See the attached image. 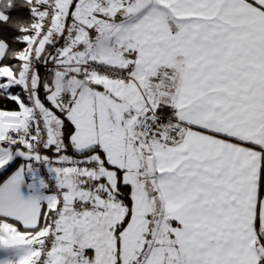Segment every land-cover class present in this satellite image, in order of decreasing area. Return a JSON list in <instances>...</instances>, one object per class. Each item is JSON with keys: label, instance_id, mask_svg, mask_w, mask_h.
Wrapping results in <instances>:
<instances>
[{"label": "snow or ice", "instance_id": "obj_1", "mask_svg": "<svg viewBox=\"0 0 264 264\" xmlns=\"http://www.w3.org/2000/svg\"><path fill=\"white\" fill-rule=\"evenodd\" d=\"M21 4L0 264H264V0Z\"/></svg>", "mask_w": 264, "mask_h": 264}, {"label": "trees", "instance_id": "obj_2", "mask_svg": "<svg viewBox=\"0 0 264 264\" xmlns=\"http://www.w3.org/2000/svg\"><path fill=\"white\" fill-rule=\"evenodd\" d=\"M9 16V22L7 24L0 22V38L7 39L10 43L16 36L21 35L11 25L15 21H30L32 19L29 9L26 6H22L21 0H17L16 5L7 11ZM16 47H22L21 44H16ZM9 107H14L9 105Z\"/></svg>", "mask_w": 264, "mask_h": 264}, {"label": "clouds", "instance_id": "obj_3", "mask_svg": "<svg viewBox=\"0 0 264 264\" xmlns=\"http://www.w3.org/2000/svg\"><path fill=\"white\" fill-rule=\"evenodd\" d=\"M100 51H101L104 55H110V53H111V49L108 48V47L105 46V45H102V46H101ZM77 87H79V85H72L73 90H74L75 88H77ZM84 93H85V94L87 93V86H85V88H84Z\"/></svg>", "mask_w": 264, "mask_h": 264}, {"label": "built area", "instance_id": "obj_4", "mask_svg": "<svg viewBox=\"0 0 264 264\" xmlns=\"http://www.w3.org/2000/svg\"><path fill=\"white\" fill-rule=\"evenodd\" d=\"M64 83V82H62ZM64 89L66 92H71L73 90L72 85L64 83Z\"/></svg>", "mask_w": 264, "mask_h": 264}, {"label": "crops", "instance_id": "obj_5", "mask_svg": "<svg viewBox=\"0 0 264 264\" xmlns=\"http://www.w3.org/2000/svg\"><path fill=\"white\" fill-rule=\"evenodd\" d=\"M105 46H107V45H105ZM108 47V46H107ZM109 48V47H108ZM86 86V85H85ZM85 86L83 87V91H84V88H85Z\"/></svg>", "mask_w": 264, "mask_h": 264}]
</instances>
